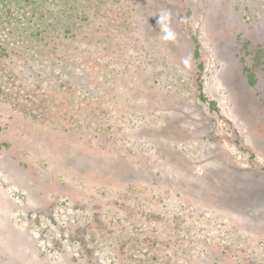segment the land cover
I'll list each match as a JSON object with an SVG mask.
<instances>
[{
    "label": "rangeland",
    "instance_id": "1",
    "mask_svg": "<svg viewBox=\"0 0 264 264\" xmlns=\"http://www.w3.org/2000/svg\"><path fill=\"white\" fill-rule=\"evenodd\" d=\"M257 42L264 0H0V264H264Z\"/></svg>",
    "mask_w": 264,
    "mask_h": 264
},
{
    "label": "trees",
    "instance_id": "2",
    "mask_svg": "<svg viewBox=\"0 0 264 264\" xmlns=\"http://www.w3.org/2000/svg\"><path fill=\"white\" fill-rule=\"evenodd\" d=\"M246 42H248V41H246ZM246 42H244L242 44V45H244V47L246 46L245 45ZM247 50H248V48H247ZM248 54L251 56V59H252V63L250 65H247L244 62V58H245L246 55L245 56H240V58H239V60L241 61L242 66L244 68V72H246L248 74V72L250 70H252L253 68L254 69L258 68V69H263L264 70V46H262L260 42H257L256 44H254V47L252 49L250 48L248 50ZM246 82L250 86H254L257 83L256 79H254L252 75H249V77L247 76ZM242 172L243 171H240L241 174H242ZM246 172H248V171H245L243 174H245ZM246 174H248V173H246ZM255 174H256V176H258L257 173H255Z\"/></svg>",
    "mask_w": 264,
    "mask_h": 264
}]
</instances>
